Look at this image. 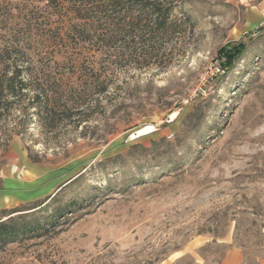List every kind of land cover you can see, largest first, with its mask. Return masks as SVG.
Here are the masks:
<instances>
[{
    "label": "rangeland",
    "instance_id": "obj_1",
    "mask_svg": "<svg viewBox=\"0 0 264 264\" xmlns=\"http://www.w3.org/2000/svg\"><path fill=\"white\" fill-rule=\"evenodd\" d=\"M262 11L189 0L187 31L156 63L118 39L117 56L139 55L117 61L104 94L100 61L32 43L29 91L0 117V218L36 231L0 264H264ZM239 43L234 68L202 85Z\"/></svg>",
    "mask_w": 264,
    "mask_h": 264
},
{
    "label": "trees",
    "instance_id": "obj_2",
    "mask_svg": "<svg viewBox=\"0 0 264 264\" xmlns=\"http://www.w3.org/2000/svg\"><path fill=\"white\" fill-rule=\"evenodd\" d=\"M189 0H0V117L14 105L12 99L29 91L27 76L35 69L30 48L32 43L59 48L63 62L95 66L100 61L94 84L106 93L118 60L129 61L139 54L122 52L117 56L118 39L142 44L141 58L148 66L163 59L166 51L177 44L187 31L190 18L177 11ZM3 24L5 28H3ZM131 34V36H129ZM92 48L99 51L93 58ZM125 49V48H123ZM90 56L77 57V51ZM114 50V52H113ZM247 46L244 43L222 50L225 73L234 68ZM101 58V59H100ZM34 226L21 227L14 218H0V251Z\"/></svg>",
    "mask_w": 264,
    "mask_h": 264
},
{
    "label": "built area",
    "instance_id": "obj_3",
    "mask_svg": "<svg viewBox=\"0 0 264 264\" xmlns=\"http://www.w3.org/2000/svg\"><path fill=\"white\" fill-rule=\"evenodd\" d=\"M225 71L220 64H215L211 69L207 70V72L203 75L201 84L204 85L209 79L217 76L219 74H224Z\"/></svg>",
    "mask_w": 264,
    "mask_h": 264
},
{
    "label": "crops",
    "instance_id": "obj_4",
    "mask_svg": "<svg viewBox=\"0 0 264 264\" xmlns=\"http://www.w3.org/2000/svg\"><path fill=\"white\" fill-rule=\"evenodd\" d=\"M259 17H260V24L263 25L264 24V11L260 12Z\"/></svg>",
    "mask_w": 264,
    "mask_h": 264
},
{
    "label": "water",
    "instance_id": "obj_5",
    "mask_svg": "<svg viewBox=\"0 0 264 264\" xmlns=\"http://www.w3.org/2000/svg\"><path fill=\"white\" fill-rule=\"evenodd\" d=\"M135 136H137V134H135Z\"/></svg>",
    "mask_w": 264,
    "mask_h": 264
}]
</instances>
